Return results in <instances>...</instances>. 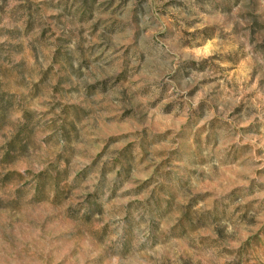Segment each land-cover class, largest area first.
<instances>
[{
  "label": "rangeland",
  "instance_id": "obj_1",
  "mask_svg": "<svg viewBox=\"0 0 264 264\" xmlns=\"http://www.w3.org/2000/svg\"><path fill=\"white\" fill-rule=\"evenodd\" d=\"M0 264H264V0H0Z\"/></svg>",
  "mask_w": 264,
  "mask_h": 264
}]
</instances>
